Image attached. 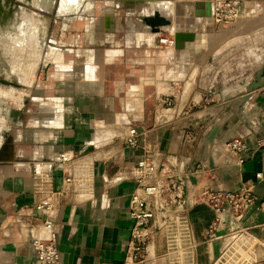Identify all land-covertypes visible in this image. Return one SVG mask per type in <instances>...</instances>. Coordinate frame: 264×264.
<instances>
[{
	"label": "crops",
	"instance_id": "1",
	"mask_svg": "<svg viewBox=\"0 0 264 264\" xmlns=\"http://www.w3.org/2000/svg\"><path fill=\"white\" fill-rule=\"evenodd\" d=\"M206 1L218 0H98L94 6L68 5L62 12L59 6L65 45L57 44V54L47 56L28 104L11 118L3 144L0 138V264H36L30 227L46 214L35 207V171H45L61 188L65 165H50L61 153L86 162L90 180L88 193L55 215L61 264L124 261L133 226V169L143 154L142 148L124 145L128 124L144 130L163 158L176 156L186 169L200 161L207 165L216 178L206 175L202 184L236 190L251 181L264 200V183L256 178L264 172V86L247 89L261 69L264 85V62L239 75L218 70L224 46L217 34L208 33L216 25L212 16H202L205 7L196 6ZM233 2L241 23L264 24V0ZM176 34L189 38L175 49L158 45L159 37ZM225 39L221 44L234 38ZM165 96L176 97L172 107H163ZM234 137L247 145L242 163L225 148ZM213 217L201 207L192 215L203 242ZM245 222L264 239V212L251 210ZM155 252H165L162 236L156 238ZM199 262L210 263L207 244L200 248Z\"/></svg>",
	"mask_w": 264,
	"mask_h": 264
},
{
	"label": "built area",
	"instance_id": "2",
	"mask_svg": "<svg viewBox=\"0 0 264 264\" xmlns=\"http://www.w3.org/2000/svg\"><path fill=\"white\" fill-rule=\"evenodd\" d=\"M238 17V7L233 0L214 2L212 18L216 24L229 25ZM181 39L188 38L184 35L159 37L158 45L175 49ZM174 98L165 96L161 99L163 107H172ZM122 139L128 149L142 148L143 154L133 169L136 188L129 207L133 226L126 257L121 264H155L159 260L164 264H200L199 251L204 244L209 247V264H264V239L245 222L251 210L264 212V200L260 201L255 192L257 183L245 182L236 190L215 187L208 182L202 184L206 175L210 181L216 176L201 161L186 169L180 166L176 156L163 158L161 152L148 143L146 132L132 124L127 125ZM225 148L237 155L240 163L244 161L241 156L247 145L242 137H234ZM54 164L65 165L66 175L61 188L54 187L52 177L45 171H35V207L46 214L30 227V245L36 264H61L54 233L55 215L60 207L85 196L90 189L89 166L78 156L61 153L50 163L51 167ZM179 167L182 169L180 174L176 173ZM256 178L257 182L264 183V172H258ZM199 207L214 214L205 242L196 236L192 221V215ZM158 236L165 242L163 254L155 252ZM218 243L220 247L215 252Z\"/></svg>",
	"mask_w": 264,
	"mask_h": 264
},
{
	"label": "rangeland",
	"instance_id": "3",
	"mask_svg": "<svg viewBox=\"0 0 264 264\" xmlns=\"http://www.w3.org/2000/svg\"><path fill=\"white\" fill-rule=\"evenodd\" d=\"M220 1L223 0L217 2ZM83 3L94 6L98 4V0H0V138L3 137L2 144L7 137L11 118L15 116L14 112H18L24 104H28L39 75L44 72L43 68L47 63L44 61L49 56L57 54L55 50L53 51L57 44L65 45L66 31L63 26L65 15L57 14L59 6L62 12L68 5L79 7ZM142 5L145 6L141 3ZM77 16L74 15V17ZM232 24L236 27L229 26L226 29L227 24L219 23L213 25L208 31L209 34H217L218 44L224 46V48L219 47L221 48L219 61L216 62L218 70L225 74H232L231 76L242 74L245 70L251 72L253 67L264 62V28H262L264 24L261 27L246 25V22L241 23L239 19ZM259 27L262 29L259 30ZM229 30L231 32H226ZM185 36L189 38V35ZM228 37H233V42L221 44V41ZM239 38L241 40H238ZM236 40L238 42H235Z\"/></svg>",
	"mask_w": 264,
	"mask_h": 264
},
{
	"label": "water",
	"instance_id": "4",
	"mask_svg": "<svg viewBox=\"0 0 264 264\" xmlns=\"http://www.w3.org/2000/svg\"><path fill=\"white\" fill-rule=\"evenodd\" d=\"M197 9H199L200 6H204L205 7V12L201 13L202 16L205 17H211L212 15V3L210 1H206V2H199L197 3ZM263 75V69L259 70L256 75H255V80L252 81L248 86L247 89L252 92L256 89H259L261 87H263V83L260 81L261 77ZM250 92L248 94H245L242 96V102H247L250 98ZM17 112H14V115H16ZM213 135L211 137H209V141L213 140Z\"/></svg>",
	"mask_w": 264,
	"mask_h": 264
},
{
	"label": "bare ground",
	"instance_id": "5",
	"mask_svg": "<svg viewBox=\"0 0 264 264\" xmlns=\"http://www.w3.org/2000/svg\"><path fill=\"white\" fill-rule=\"evenodd\" d=\"M216 2V1H215ZM159 5V4H158ZM213 5H214V2L212 3V8H213ZM25 13H26V11H25ZM212 16V15H211ZM1 40V39H0ZM4 50V49H3ZM256 55V54H255ZM257 56V55H256ZM256 56H255V58H256ZM40 57V56H39ZM256 60V59H255ZM262 60V59H261ZM264 61V60H263ZM262 61V62H263ZM261 63V62H260ZM262 64V63H261ZM37 65V64H36ZM38 67V66H37ZM3 89V88H2Z\"/></svg>",
	"mask_w": 264,
	"mask_h": 264
}]
</instances>
